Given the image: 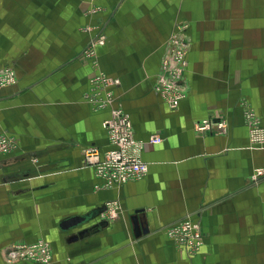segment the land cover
<instances>
[{
    "label": "crops",
    "instance_id": "0c3cea01",
    "mask_svg": "<svg viewBox=\"0 0 264 264\" xmlns=\"http://www.w3.org/2000/svg\"><path fill=\"white\" fill-rule=\"evenodd\" d=\"M89 6L98 12L89 16ZM181 21L185 98L170 109L153 87ZM99 22L96 59L115 80L113 107L129 115L137 140L161 137L142 151L147 175L115 187L83 155L108 147L109 108L85 99L95 68L80 54L90 37L81 28ZM2 68L18 82L0 91V133L16 142L0 155V264L12 241L38 239L50 245V264H264V149L250 148L244 116L252 109L264 127V0H0ZM204 119L225 129L197 131ZM137 211L148 229L139 238ZM184 219L202 234L193 255L166 233Z\"/></svg>",
    "mask_w": 264,
    "mask_h": 264
},
{
    "label": "built area",
    "instance_id": "2783aa9c",
    "mask_svg": "<svg viewBox=\"0 0 264 264\" xmlns=\"http://www.w3.org/2000/svg\"><path fill=\"white\" fill-rule=\"evenodd\" d=\"M178 44L173 39L167 44L169 51L161 60L160 70L153 87V90L161 96L170 109H176L185 98L182 82L187 65V49L181 50ZM175 46L178 54H170L173 52L170 51V47L175 48ZM183 46L188 47L189 43L185 42ZM96 71L89 81L90 92L85 99L95 111L109 108V117L102 123L108 147L104 151L96 147L85 148L83 150L85 162L94 169L95 176L103 182L105 187L121 186L131 181L141 180L148 172V166L141 157L144 146L146 144L158 145L161 143V137L153 135L146 142L134 137L129 115L121 107H113L114 96L111 88L115 80L101 71ZM244 116L250 145L263 148L264 127L259 118L250 108L245 109ZM195 129L199 132H208L213 129L222 131L225 129V124L219 121L214 122L212 119H204L195 124ZM114 215L115 208L107 203L104 216L113 218ZM166 233L178 248L188 254L196 253L202 245L199 224L192 219L173 223L166 228Z\"/></svg>",
    "mask_w": 264,
    "mask_h": 264
},
{
    "label": "rangeland",
    "instance_id": "374dc122",
    "mask_svg": "<svg viewBox=\"0 0 264 264\" xmlns=\"http://www.w3.org/2000/svg\"><path fill=\"white\" fill-rule=\"evenodd\" d=\"M98 10V7L95 8L93 6H89L86 13L91 16L92 14L98 12ZM187 27V22H177L175 24L174 30L170 33L168 37L167 44L173 39L175 42L179 43L178 46L181 48V50L187 49L188 52L190 42L188 36L185 34ZM81 31L90 36L87 45L80 53L81 57L83 60L91 61L90 63L93 69L95 68L94 74H96V70L100 71L96 59V48L99 45L103 44L105 40L103 23L99 22L96 25L87 24V26L81 28ZM185 42L189 43L188 47L183 46ZM176 50V46L175 48L170 47V51H173L170 54L177 55L178 52H176ZM168 51V47H166L164 54H167ZM90 56L93 57L90 59L88 58ZM17 82L18 80L16 72L13 69H0V91L6 87L16 86ZM249 146L251 149H264V147L260 148L251 146L250 143ZM15 148V139L12 136L0 133V155H7L9 153H12ZM33 195L28 196L27 199L34 198ZM3 258L4 261L8 264H15L23 261L35 264H50L52 262L53 257L49 243L43 239H38L36 241H12L9 244L8 248L4 250Z\"/></svg>",
    "mask_w": 264,
    "mask_h": 264
},
{
    "label": "water",
    "instance_id": "95a60500",
    "mask_svg": "<svg viewBox=\"0 0 264 264\" xmlns=\"http://www.w3.org/2000/svg\"><path fill=\"white\" fill-rule=\"evenodd\" d=\"M106 209V207L104 208V210ZM104 210H98L95 211L94 213H98L101 214L104 212ZM139 211L135 212L134 215L131 216V222H132V227H133V233L135 238H139L141 237L143 234H147L148 233V229H145L142 227L140 220L141 217H139ZM92 215H87V216H75V217H69L63 221H61L59 223V227L61 230L66 231L68 229H71L73 227L79 226L81 224H83L87 219H89ZM144 218V217H142ZM106 222H104L103 224H105ZM99 226H103L102 224H99ZM93 230H97L96 226H93L91 229H89L88 231H83L82 233H80L79 235L82 234H86L88 232H93Z\"/></svg>",
    "mask_w": 264,
    "mask_h": 264
}]
</instances>
